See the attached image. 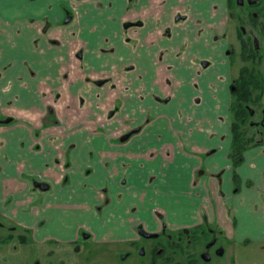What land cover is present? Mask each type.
I'll use <instances>...</instances> for the list:
<instances>
[{"label": "crops", "instance_id": "0c3cea01", "mask_svg": "<svg viewBox=\"0 0 264 264\" xmlns=\"http://www.w3.org/2000/svg\"><path fill=\"white\" fill-rule=\"evenodd\" d=\"M228 28L226 0H0V113L12 119L0 126V214L34 235L51 221L42 208L157 224L167 197L173 220L200 219L202 208L222 218L232 138L218 105L224 100L230 117L231 71L228 39L217 32ZM206 52L216 57L211 74ZM128 121L138 125L125 132ZM208 148L215 156L203 159ZM252 149L264 156L263 145ZM254 155L242 158L248 169H257ZM200 167L222 170L207 179L195 176ZM261 167L246 192L264 221ZM53 185L81 190L88 205L49 200Z\"/></svg>", "mask_w": 264, "mask_h": 264}, {"label": "rangeland", "instance_id": "374dc122", "mask_svg": "<svg viewBox=\"0 0 264 264\" xmlns=\"http://www.w3.org/2000/svg\"><path fill=\"white\" fill-rule=\"evenodd\" d=\"M228 18L229 28L222 32V34H218L217 32V35L219 36V40L220 37L222 38V36L223 38H229L231 42L230 48L237 51L238 43L234 37L237 9L234 7V5H232L231 9H229ZM214 37L215 35L212 36V39H214ZM230 48H228L229 50L227 48L224 49V52L222 51V55L227 56V50L230 52ZM205 54H207V57L210 58L207 60H211V65L204 67L203 70L205 73L211 74L214 72V66L212 63L216 60V57L215 55L213 56L208 52ZM205 61L206 60H200L198 61V64L200 62V65L204 66ZM237 62H235L232 67V75H236L239 66V63ZM222 72L224 74L225 69H222ZM225 101L227 102L228 100L225 99ZM219 102L218 108L220 113L223 115V122L226 123L228 121L229 126V121L231 123L232 114L229 111L230 117H228L224 100L222 101L221 99ZM261 102L262 105L256 106L254 108L255 111L254 116L252 117L253 119L258 120L260 118L264 106V95ZM9 115H11L14 121H19L21 119L17 114L9 113ZM22 117L24 119L23 121H33L31 116L22 115ZM7 118L8 115L0 113V126L5 123L4 120ZM252 121L253 120L250 122ZM250 122H248L249 125L247 124L249 129L248 132L254 136L256 135L255 138L258 139V136L260 135H258V133L252 129ZM137 125L136 122L128 121L125 132L134 129ZM125 132L122 135H124ZM261 136L262 137H260L261 139L259 140V144L264 146V135ZM253 147L254 146H251L245 149L242 153V157L253 158V155L256 154L252 153L254 152L252 149ZM211 152L212 149H205L201 153L202 158L210 159L212 156H215L214 153L212 154ZM219 156V158L222 160H220L222 164L225 161V157L222 154H219ZM228 158L231 161L230 173L233 174V177L230 187L227 185L224 189H226L227 195H231V198H226L223 200L222 206L224 207V213L222 218H219L218 221L213 217L211 218L210 211L205 210L204 208L200 209L203 210L202 214L204 215L205 213V216H207V220H205L204 217L193 220L185 218L182 215H180L177 220H173V212H178V209H176V203H173L172 200L169 202L167 197L164 198L165 207H158V211L160 214H162V216L158 217L157 220L159 223L163 222L166 225V228L161 232L169 233L171 237L166 238L164 235H162L156 241V243H158V246L156 247V249H158L156 254H161L156 256L154 259L155 264H264V221L261 219L259 208H255V211L253 212L248 208V205H250V202L253 199L251 198L252 194L249 191L246 192L247 186L249 190L251 189L250 185L255 186L258 184V173L262 170L261 166L264 164V156L256 155L254 157L257 169H253V167L248 169L246 164L242 163V161L239 163H234L233 158L230 157V147L228 149ZM221 170L222 169L220 168L219 172ZM6 172L7 171L4 170V168H1L0 178L1 176H4ZM219 172H211L207 168L200 167L197 171H195V176L198 177L200 175L201 178L205 176L207 179H210L213 177L211 174H216ZM227 172L228 170L221 173L223 178L222 180L224 182H226V178L228 176ZM57 187V185H53L51 188L53 195L51 198H49V200L55 199V202H57V199L62 201H72L75 204H79V208H83L84 206L88 205V197L81 190L73 189L64 191L63 189ZM103 187L102 191L107 190L108 193L106 195L104 193L102 194V196H104L102 201L97 202L100 204L111 194L110 188L106 184L103 185ZM217 190L221 191L220 188H217ZM196 204L200 205L204 203L200 198H197ZM238 204L240 205L239 207L237 206ZM98 206L99 204H95L96 208ZM52 210L53 209L42 208L43 215L46 214L51 221L48 220L45 224H39L40 222H38L40 231L35 235L34 233L31 234V232L29 235L27 234L30 240L36 241V244H31V246H33L32 249L26 246H20L19 235H23L22 231H24L23 229L26 227L18 225L17 227L12 228V224L0 214V264H152V256L154 253L151 250V241H146V244L143 245V256L135 255L136 257H128L126 261L120 259V255L123 252L122 245L112 242L114 237H135L137 225L142 224L139 221H136L135 217L134 221H132V225L124 223V219H122L123 221L120 220L118 222H113V220L109 221L107 218H102L101 223H98V221L95 219H89V214H87L84 208L83 210L76 211L75 213L74 211H65V217L63 214L60 215L58 213H53ZM104 210L105 209L102 208L101 212H104ZM51 212L52 215L50 218ZM190 212H194V207H192L191 210H187L186 213L189 214ZM72 215L78 216L74 218ZM17 218H21L22 220L25 219V217L20 214L17 215ZM150 219H148L150 225L146 221H143L146 231H153L154 228L157 227V225L155 223L153 224ZM140 220L142 221L144 219ZM79 223H83V226L80 227L78 232L81 239L87 238V235H89L90 232L88 230H93L96 232L94 240L98 241V245L92 246V248L86 252L87 254H83V252L73 253L71 252V249H69L68 245H56L53 243L49 244L50 242L48 241L66 242L71 240V237L75 234L74 229ZM131 228L134 232L133 234H129L132 233V231H130ZM183 228H190V236L188 234H179L180 230ZM210 228L215 230L218 229L222 232L221 236H219L220 241H218V246L223 249L222 255L213 254L212 249L211 253L210 250L207 252L205 249L204 245L211 237V234L207 232V230ZM204 229L206 234H201V231H204ZM229 231H234L235 235L232 237V239H225L226 233ZM110 232L113 233L112 237L109 235ZM193 234H195V236H193ZM105 235L109 236L105 237ZM47 237L52 238V240H46L45 238ZM54 239H57V241ZM189 239H191V242L187 245V241ZM14 246L15 248H13ZM203 251L209 254V260H205V258L201 257L200 253Z\"/></svg>", "mask_w": 264, "mask_h": 264}, {"label": "flooded vegetation", "instance_id": "af4514ba", "mask_svg": "<svg viewBox=\"0 0 264 264\" xmlns=\"http://www.w3.org/2000/svg\"><path fill=\"white\" fill-rule=\"evenodd\" d=\"M227 9H228V15H229V9L232 8V5L237 9V19L236 24L234 27V37L237 40V51L234 49H231V42L228 38V48H230V52L227 50V57H228V63L231 71V78L228 86V91L230 94V103H231V93L235 91L236 89V83L234 82L235 78H239L242 80L241 83H243V87L245 88V93L247 94H254V95H261V98L258 102L254 103L251 106H247V110L249 112V118L247 119V124L250 122L252 129L258 133V139L255 138L256 144H259V140L262 137L261 135H264V126L261 125V120L263 118V111L260 115V118L258 120L253 119L254 116V108L256 106L262 105V98L264 95V0H226ZM177 19V18H176ZM178 20V19H177ZM127 24V23H126ZM231 53V55H230ZM234 55V58H233ZM238 61V62H237ZM235 62L239 63L236 75H232V67L235 64ZM245 79H248V81L245 82ZM262 80V84H256L252 83V80ZM250 86H254L253 88H247ZM260 86V87H259ZM230 110V106H229ZM231 112V111H230ZM12 120V119H11ZM10 119L4 120L5 122H10ZM249 125V124H248ZM128 136V134L124 135ZM256 136V135H255ZM254 146V145H253ZM251 147V146H250ZM243 158V157H242ZM242 161V160H241ZM107 198L104 200L100 206L97 207L98 209H102L107 204ZM144 206H147V200H144L143 202ZM156 218L161 217L162 214H160L159 211L155 212ZM174 217H172L173 219ZM176 219V216H175ZM204 219L206 220L205 216ZM107 220H113V222H116L114 218H107ZM142 224L137 225V229L135 231V237H126V238H119L114 237L112 242H116L118 244L122 245L123 252L120 255V259L123 261H126L128 257H136L135 255L143 256L144 255V247L146 241H151L152 247L151 250L154 254H156L157 250L156 247L158 246V243L156 241L164 235L166 238H170L171 235L169 233H163V231L166 228V225L161 222L157 223V227L154 228L153 231H146L145 224H143V221H139ZM17 227V225L12 224V228ZM80 229V228H79ZM79 229L74 234V237L71 240H68L66 242H50L49 244H63L68 245L69 249H71V252L73 253H81L87 254L86 252L92 248V246L98 245V241L94 240L95 233L93 230H88L89 235H87V238H80L79 235ZM190 228H183L180 230V235H186L190 234ZM132 231V228L131 230ZM205 231V229H204ZM201 231V234H206V231ZM208 233H210L211 237L208 241L205 243V249L207 252L212 249L213 254L222 255L223 249L218 246L219 236H221L222 232L218 229H208ZM23 235H19V241L20 246L33 248L31 244H36V241L30 240L28 237L29 233L28 231H22ZM21 233V234H22ZM134 232L129 234H133ZM194 233V232H192ZM28 234V235H27ZM109 235L112 237L113 233L110 232ZM109 235H105V237H108ZM31 236V235H30ZM190 236V235H189ZM195 236V234H193ZM27 237V238H26ZM91 238V239H90ZM93 238V239H92ZM46 240H52V238H45ZM226 239V237H225ZM57 241V239H54ZM159 242V241H158ZM191 242V239L187 241V245ZM31 246V247H30ZM15 248V246L13 247ZM160 252V251H159ZM203 251L200 253L201 257L205 258V260H209L210 256L209 254ZM152 256V264H155L154 259L156 256L160 255L156 254Z\"/></svg>", "mask_w": 264, "mask_h": 264}, {"label": "trees", "instance_id": "16d2710c", "mask_svg": "<svg viewBox=\"0 0 264 264\" xmlns=\"http://www.w3.org/2000/svg\"><path fill=\"white\" fill-rule=\"evenodd\" d=\"M248 79H245V82ZM236 89L231 93L230 111L232 119L230 123L231 132V146L230 157L233 158L234 163H239L242 160V153L245 149L256 144L255 136L250 134L247 126V119L249 118V112L247 106H251L258 102L261 95L247 94L245 88L242 86L241 79L235 78ZM252 83L262 84V80H252ZM254 86L247 87L253 88ZM260 87V86H259ZM235 175V174H234Z\"/></svg>", "mask_w": 264, "mask_h": 264}, {"label": "water", "instance_id": "95a60500", "mask_svg": "<svg viewBox=\"0 0 264 264\" xmlns=\"http://www.w3.org/2000/svg\"><path fill=\"white\" fill-rule=\"evenodd\" d=\"M99 84L102 83V81L98 82ZM261 125L264 126V111H263V118L261 120ZM127 136H124L122 139H125Z\"/></svg>", "mask_w": 264, "mask_h": 264}]
</instances>
